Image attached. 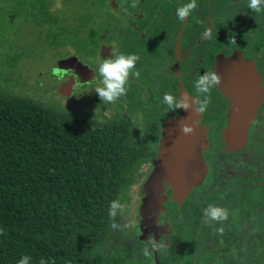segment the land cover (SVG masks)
Segmentation results:
<instances>
[{
    "label": "flooded vegetation",
    "instance_id": "obj_1",
    "mask_svg": "<svg viewBox=\"0 0 264 264\" xmlns=\"http://www.w3.org/2000/svg\"><path fill=\"white\" fill-rule=\"evenodd\" d=\"M188 2L107 0V8L116 14L115 21L108 22L104 30L83 26L73 47L75 53L69 55L89 67L96 79L70 89L55 76L59 95L70 98L76 90L100 84L98 68L89 62L120 54L140 57L136 65L140 77L129 78L127 95L113 104L87 106L85 113L96 122L122 126L128 138L126 165L132 184L123 202L135 197L139 208L134 225L137 235L124 251L135 256L136 264H225L229 253L219 249L216 239H209L210 232L222 225L226 226L225 231L236 230L243 217L248 218L246 226H251V217L256 220L258 216L264 231V98L246 144L231 146L223 135L229 121V100L218 86L212 89L209 109L199 116L208 140L203 152L207 167L203 181L178 199L164 183L165 200L157 227L146 225L144 186L155 168L164 122L178 118L181 112L167 108L164 94L195 97L194 81L205 72L214 71L220 57L236 52L254 62L261 83L264 82L262 18L247 7L249 0H197V9L182 22L176 10ZM134 3L136 6L132 7ZM89 4L93 13L96 2ZM209 29L212 38L206 40L204 34ZM231 37L236 44L229 43ZM209 204L227 208L229 219L222 225L204 223L203 210ZM150 235L157 242L163 238L166 249L145 258L141 248Z\"/></svg>",
    "mask_w": 264,
    "mask_h": 264
},
{
    "label": "trees",
    "instance_id": "obj_2",
    "mask_svg": "<svg viewBox=\"0 0 264 264\" xmlns=\"http://www.w3.org/2000/svg\"><path fill=\"white\" fill-rule=\"evenodd\" d=\"M29 3L51 48L75 47L86 18L70 30L52 0ZM128 147L122 126L0 91V264L24 255L30 264H136L130 252L106 249L110 203L132 184Z\"/></svg>",
    "mask_w": 264,
    "mask_h": 264
},
{
    "label": "rangeland",
    "instance_id": "obj_3",
    "mask_svg": "<svg viewBox=\"0 0 264 264\" xmlns=\"http://www.w3.org/2000/svg\"><path fill=\"white\" fill-rule=\"evenodd\" d=\"M29 1L0 0V91L32 97L78 115L87 113V106L102 104L94 91L100 84L76 90L70 98L59 95L54 70L61 60L70 57L68 54H74L75 49L71 46L50 47L48 28L46 30L35 25ZM52 1V10L62 17L60 24L70 30L80 24L79 17L82 20L86 18V27L93 31L104 30L108 22L116 19V14L107 8V0ZM91 1L96 2L93 13L89 4ZM101 62L95 59L89 64L98 68ZM123 203L126 208L123 215L118 216L117 222L123 230H114L106 246L108 251L113 247L120 250L129 248L137 235L134 225L138 220V200L133 197ZM251 218V226H246L248 218L243 217L242 224L236 230H224L223 234L216 230L209 233V239H216L219 249L229 253L225 264H264V231L260 217L256 220ZM222 227L226 229V226Z\"/></svg>",
    "mask_w": 264,
    "mask_h": 264
},
{
    "label": "water",
    "instance_id": "obj_4",
    "mask_svg": "<svg viewBox=\"0 0 264 264\" xmlns=\"http://www.w3.org/2000/svg\"><path fill=\"white\" fill-rule=\"evenodd\" d=\"M55 70L54 75L70 89L96 79L94 72L75 56L61 60ZM214 71L222 77L223 82L218 87L225 93L230 106L224 138L231 146L246 144L249 129L264 98L260 75L254 62L241 52L220 57ZM199 116L181 109L178 118L164 122L155 168L144 186L148 228L157 227V217L165 200L164 183L174 190V199L184 198L206 175L203 152L208 140ZM181 122L190 124L195 129L194 134L183 135Z\"/></svg>",
    "mask_w": 264,
    "mask_h": 264
},
{
    "label": "clouds",
    "instance_id": "obj_5",
    "mask_svg": "<svg viewBox=\"0 0 264 264\" xmlns=\"http://www.w3.org/2000/svg\"><path fill=\"white\" fill-rule=\"evenodd\" d=\"M135 3L132 7H135ZM197 0H190V2L185 3L176 10V16L180 21H185L189 18L192 13L197 9ZM247 7L255 13H260L264 10V0H249ZM212 31L207 30L204 34V39H211ZM230 44H236V39L230 38ZM140 57L136 54H120L115 57H109L104 59L98 66V75L100 78V85L95 88V93L98 98L104 104H113L120 100L121 97L127 95L129 89L128 84L130 83L129 78L135 76L137 79L140 77V71L137 69L136 65ZM56 70H54L55 72ZM221 75L217 74L215 71H207L203 75H200L194 81V88L197 95L192 97L190 95H183L181 97H176L171 93H165L163 96V103L168 109L173 112L177 110H184L186 113H192L194 115H200L205 113L212 102V89L222 84ZM262 87H264V82H262ZM181 131L183 135L190 136L194 134L195 129L190 126L187 122H181ZM126 205L120 200H113L110 203L108 215L113 221L111 223V228L113 230L123 228L117 224V215H123ZM204 223L214 222L216 224H223L229 219V210L224 207L209 204L204 210ZM224 228L219 227L216 229L220 234L224 233ZM3 229H0V235H3ZM166 249V244L163 238L157 242L152 235H150L145 242V246L141 248V253L145 258H151L153 253L163 252ZM31 257L24 255L18 261V264H30ZM40 264H55V260H45L41 259Z\"/></svg>",
    "mask_w": 264,
    "mask_h": 264
}]
</instances>
